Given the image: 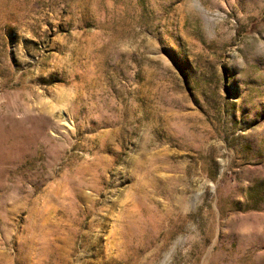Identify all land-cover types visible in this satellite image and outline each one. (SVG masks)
Here are the masks:
<instances>
[{"label":"rangeland","instance_id":"rangeland-1","mask_svg":"<svg viewBox=\"0 0 264 264\" xmlns=\"http://www.w3.org/2000/svg\"><path fill=\"white\" fill-rule=\"evenodd\" d=\"M0 264H264V0H0Z\"/></svg>","mask_w":264,"mask_h":264}]
</instances>
